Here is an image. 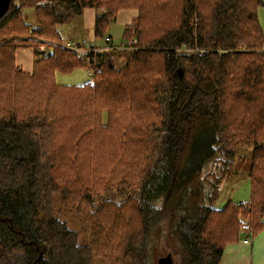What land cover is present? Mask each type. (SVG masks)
<instances>
[{
	"label": "trees",
	"instance_id": "16d2710c",
	"mask_svg": "<svg viewBox=\"0 0 264 264\" xmlns=\"http://www.w3.org/2000/svg\"><path fill=\"white\" fill-rule=\"evenodd\" d=\"M15 1L0 16V264H143L157 220L176 264H220L242 225L263 226V0ZM88 9L96 51L58 32ZM17 49L39 55L29 72ZM81 68L85 83L56 82ZM240 145L249 200L214 209Z\"/></svg>",
	"mask_w": 264,
	"mask_h": 264
},
{
	"label": "rangeland",
	"instance_id": "374dc122",
	"mask_svg": "<svg viewBox=\"0 0 264 264\" xmlns=\"http://www.w3.org/2000/svg\"><path fill=\"white\" fill-rule=\"evenodd\" d=\"M16 1L14 0H0V16L9 10ZM264 2V0H263ZM94 10H88L82 17V20L76 18L70 24L58 27V32L63 41L72 40L75 42H80L81 45L91 44L95 45L94 51L100 50L99 48L104 47L103 41L93 40L91 31V21L90 17L93 15ZM135 13L131 10H125L116 16V18L111 21L107 28V36H109L111 43L114 47H117L123 41V30L126 24L130 22V18ZM81 18V17H80ZM258 22L263 30L264 35V6L258 9ZM69 42V41H67ZM65 42V43H67ZM64 43V44H65ZM85 50L88 46L85 45ZM92 47V46H90ZM44 49L41 47L40 51ZM89 50V49H88ZM91 50V51H93ZM264 50V43H263ZM39 55L34 54L32 49H25L15 51V61L23 70L32 68L33 58H37ZM26 71V70H25ZM27 71V72H29ZM90 79V72L85 69H76L71 74H56V82L58 84L64 85H81ZM238 160H235L231 165L229 173L220 185L218 197L210 205L212 208L217 209L222 207L226 202L241 203L249 200L250 190H249V180L247 179V170L249 169L251 148L247 145H240L236 148ZM212 160H207L203 169L204 172L217 171L219 168V162L212 164ZM202 169V170H203ZM60 220L65 221L67 225L78 233V238L80 243L83 245L88 244L87 242V230L84 222L79 221L74 217V214L66 215L62 212L56 214ZM159 217V215L156 219ZM152 226V232L149 237V241L146 244L147 254L143 260V264H157L158 259L167 255V250L160 247V244H155L157 242V236L161 229V221H155ZM250 236V242L244 243V236L239 234V240L235 243L227 244L224 253L221 257L220 264H264V218L263 226L257 230L253 235L247 232ZM156 239V240H155ZM171 240V235L166 234L163 238V243H168ZM161 242V243H162ZM154 245V246H153ZM153 246L152 249H150ZM150 249V250H149ZM174 258V263L176 264L178 256H172ZM92 264H107L103 259L93 256Z\"/></svg>",
	"mask_w": 264,
	"mask_h": 264
},
{
	"label": "built area",
	"instance_id": "2783aa9c",
	"mask_svg": "<svg viewBox=\"0 0 264 264\" xmlns=\"http://www.w3.org/2000/svg\"><path fill=\"white\" fill-rule=\"evenodd\" d=\"M105 40H106V42H109V40L107 38ZM131 44H135V41L132 40V41H130L128 43V45H131ZM64 48H66L68 50L78 51V49H76V47L72 43H66L64 45ZM249 230H250V228L248 227V225H242L241 226L240 233H241V235L244 236V238H243L244 243H249L250 242V239H249L250 236L247 234V232H249Z\"/></svg>",
	"mask_w": 264,
	"mask_h": 264
},
{
	"label": "water",
	"instance_id": "95a60500",
	"mask_svg": "<svg viewBox=\"0 0 264 264\" xmlns=\"http://www.w3.org/2000/svg\"><path fill=\"white\" fill-rule=\"evenodd\" d=\"M157 264H175V263H174V258L172 257V255L168 253L166 256H163L160 259H158Z\"/></svg>",
	"mask_w": 264,
	"mask_h": 264
},
{
	"label": "crops",
	"instance_id": "0c3cea01",
	"mask_svg": "<svg viewBox=\"0 0 264 264\" xmlns=\"http://www.w3.org/2000/svg\"><path fill=\"white\" fill-rule=\"evenodd\" d=\"M88 10H89V9H88ZM88 10H85L84 13L82 14L81 18L79 17V19L82 20V17L85 15V13H86ZM94 15H95V12H94L93 15H91V17H90V21H91V31H92V29H93ZM76 18H78V17H76ZM76 18L74 19V21L76 20ZM130 19H131V18H130ZM74 21H73V22H74ZM92 39H93V35H92ZM82 41H84V40H81V41H79V42H82ZM87 46H95V45H92V43H91V44H87ZM25 70H26V71H29V69H25Z\"/></svg>",
	"mask_w": 264,
	"mask_h": 264
},
{
	"label": "bare ground",
	"instance_id": "6f19581e",
	"mask_svg": "<svg viewBox=\"0 0 264 264\" xmlns=\"http://www.w3.org/2000/svg\"><path fill=\"white\" fill-rule=\"evenodd\" d=\"M241 234V233H240Z\"/></svg>",
	"mask_w": 264,
	"mask_h": 264
}]
</instances>
